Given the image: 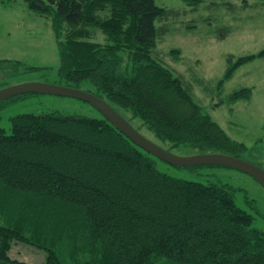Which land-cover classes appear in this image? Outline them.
Segmentation results:
<instances>
[{"label":"trees","instance_id":"trees-1","mask_svg":"<svg viewBox=\"0 0 264 264\" xmlns=\"http://www.w3.org/2000/svg\"><path fill=\"white\" fill-rule=\"evenodd\" d=\"M23 1L50 19L65 85L86 82L168 150L191 145L246 159L248 146L203 110L193 83L157 50L167 27L156 21L176 10L155 0ZM183 1L194 8L204 0ZM258 57L264 49L228 55L219 84ZM21 64L4 58L0 69ZM251 93L242 87L228 100ZM11 123L9 134L0 127V264H34L11 254L16 243L43 252L35 264H264V230L233 186L161 170L163 159L104 116L22 113Z\"/></svg>","mask_w":264,"mask_h":264},{"label":"rangeland","instance_id":"rangeland-1","mask_svg":"<svg viewBox=\"0 0 264 264\" xmlns=\"http://www.w3.org/2000/svg\"><path fill=\"white\" fill-rule=\"evenodd\" d=\"M155 2L178 12L156 21L158 28L167 27L159 36L157 50L193 83L194 94L203 110L233 138L248 146L243 157L264 164V57L246 62L230 79L219 84L228 67V55L238 57L264 49V0H204L194 8L183 0ZM174 56H178L177 61L172 59ZM4 58L18 59L22 64L14 70L0 69V89L33 81L65 83L58 74L59 50L50 19L29 9L23 0L9 6L0 0V60ZM29 66L36 68L32 71ZM247 86L252 87L250 97L235 102L228 100L234 90ZM89 87L84 82L78 88L87 90ZM50 111L66 116H103L94 105L82 99L29 93L0 102V127L9 134L12 116ZM119 111L145 136L163 144L140 118H133L127 109ZM163 145L166 148V144ZM171 152L184 156L201 153L191 145H181ZM157 165L178 177L233 186L238 205L255 216V227L264 230V185L254 177L220 165L176 167L165 160H158ZM11 254L34 264L44 257L43 252L21 243L14 245Z\"/></svg>","mask_w":264,"mask_h":264},{"label":"water","instance_id":"water-1","mask_svg":"<svg viewBox=\"0 0 264 264\" xmlns=\"http://www.w3.org/2000/svg\"><path fill=\"white\" fill-rule=\"evenodd\" d=\"M28 92L70 96L91 103L112 125H114L132 141L146 151L172 165L193 166L211 164L231 167L249 174L264 185V168L262 166L250 160L239 158L224 152H203L186 156L173 153L145 136L121 112H119L106 100L93 94L92 92L75 86L39 81L12 84L0 89V101L17 94Z\"/></svg>","mask_w":264,"mask_h":264}]
</instances>
